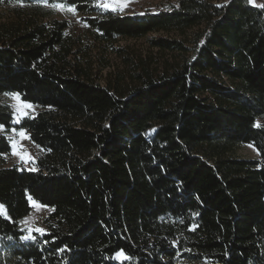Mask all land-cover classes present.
I'll list each match as a JSON object with an SVG mask.
<instances>
[{"label":"trees","instance_id":"obj_1","mask_svg":"<svg viewBox=\"0 0 264 264\" xmlns=\"http://www.w3.org/2000/svg\"><path fill=\"white\" fill-rule=\"evenodd\" d=\"M61 1L105 48L179 32L151 39L176 57L109 79L41 0H0V125L41 148L34 169L6 165L0 132V264H264V0ZM4 94L40 110L17 123ZM29 197L52 209L35 240Z\"/></svg>","mask_w":264,"mask_h":264},{"label":"rangeland","instance_id":"obj_2","mask_svg":"<svg viewBox=\"0 0 264 264\" xmlns=\"http://www.w3.org/2000/svg\"><path fill=\"white\" fill-rule=\"evenodd\" d=\"M41 1L46 8L52 9L54 17L67 21V31L70 34L79 35L85 42L90 44V47L93 49L90 50L89 54L92 66L96 72L103 74L104 77L112 79L115 76H129L132 70H134L133 68L138 69V65L145 58L163 63L168 59L172 60L176 57V54L173 52L153 47L151 39L157 36L180 37L179 32L160 31L140 38H121L114 44V47L105 48L93 39V34L84 20V14L79 13L74 7L61 0ZM251 1L259 4L263 0ZM96 2L103 10L109 9L120 14L143 13L148 10L156 11L163 7L162 0H96ZM104 5H108V7L106 8ZM2 100L12 107L15 121L19 120L20 122L24 116L34 115L40 110L37 104L23 101L19 96L13 94L2 95ZM27 105H31V107H27ZM21 131L26 133L25 138L19 135ZM0 132L6 133L11 140V144L13 141L15 142L16 151L26 158L21 159V155H14L12 147L11 152L5 156L4 163L6 165H18L23 168L34 169L35 160L41 148L30 139L28 132L14 127L9 131L3 128ZM234 154L244 158H259L257 149L247 143L238 145ZM28 157H31V159H27ZM37 203L39 207H31L30 213L21 219V226L26 231L23 237L28 235L29 229H32V236L38 233L35 231L37 228L46 230L44 219L52 209L39 202Z\"/></svg>","mask_w":264,"mask_h":264},{"label":"snow or ice","instance_id":"obj_3","mask_svg":"<svg viewBox=\"0 0 264 264\" xmlns=\"http://www.w3.org/2000/svg\"><path fill=\"white\" fill-rule=\"evenodd\" d=\"M104 7H108V5H104ZM13 95H16L18 96V94H13ZM27 107H31V105H27ZM26 114V113H25ZM17 123H19V120L16 121ZM0 130H3V126L0 125ZM19 135L22 137V138H25L26 137V133L21 131L19 133ZM12 147H13V154L14 155H21L19 152L16 151V144L15 142L13 141L12 142ZM21 159H26L24 155H21ZM27 159H31V157H28ZM29 199V202H30V207H39L38 203L34 200H32L31 197L28 198ZM0 215H4L6 218H10V217H7V212H6V209L4 208L3 205H0ZM194 227L193 226L190 230H194ZM36 232H38L40 235H44L45 234V230L44 229H40V228H37L35 229ZM31 232H32V229H29V232H28V235H26L25 237H23V239H31V240H35L36 237L32 236L31 235ZM59 251H63L64 249H58ZM114 259L116 258H119L121 260L123 259H129V257H127V255L123 252V250H120L118 253H116V255L113 257Z\"/></svg>","mask_w":264,"mask_h":264}]
</instances>
